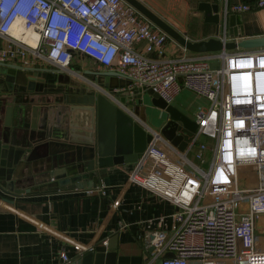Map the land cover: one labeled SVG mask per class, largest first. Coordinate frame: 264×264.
<instances>
[{"label": "built area", "instance_id": "built-area-1", "mask_svg": "<svg viewBox=\"0 0 264 264\" xmlns=\"http://www.w3.org/2000/svg\"><path fill=\"white\" fill-rule=\"evenodd\" d=\"M222 1V43L228 14L264 8ZM15 21L36 34L35 47L11 35ZM168 40L123 0H0V63L43 60L62 72L78 54L127 81V95L150 90L170 106L184 89L207 102L182 151L142 125L149 140L127 183L176 207L169 230L146 237L142 264H264V49L166 56Z\"/></svg>", "mask_w": 264, "mask_h": 264}, {"label": "crops", "instance_id": "crops-1", "mask_svg": "<svg viewBox=\"0 0 264 264\" xmlns=\"http://www.w3.org/2000/svg\"><path fill=\"white\" fill-rule=\"evenodd\" d=\"M138 1L190 42L218 39L221 35L220 21L218 24L205 22L203 13L197 6L215 5L220 17L224 6L222 0H160L162 8L158 11L149 6V0ZM226 3L228 6L252 4L253 0H226ZM229 16L238 17L242 32V36L238 35L235 41H239V38L264 36V8L228 14L227 18ZM228 41L234 40L226 35V42ZM182 51L174 41L168 40L166 56L182 55ZM147 57L154 59L155 55ZM5 64L22 69L54 70L43 60L22 64V60L14 59ZM87 72L113 71L88 58L72 54L69 67L54 73L53 79L50 73L41 70L22 72L25 84L18 85L13 94L8 130L18 134L33 132L36 137L33 143L40 144L43 148L48 144L58 145L64 141L81 143L84 142L81 140L83 137L89 140V144H93L92 140L97 139V97L101 99L104 108L112 107L121 112L147 136L143 124L158 129L167 121L168 115L162 110L155 116L154 123L151 121L152 117L147 116L146 110L153 106L148 103L146 94L132 101L130 106L120 103L113 95H127L125 86L101 89L95 80L92 81L90 76L85 75ZM28 80L32 82L27 84ZM109 81L112 85L119 84V80ZM56 97L63 99V105L54 103L53 99ZM7 102V99L0 97V132L4 129L3 118ZM170 106L176 107L174 102ZM63 107L72 111L61 118L60 110ZM197 110L186 115L187 118L181 116L191 121ZM48 114L51 115L49 119ZM111 125L112 135L105 138L98 136L102 144H107L105 149L111 150L109 159H116L118 156L114 155L113 150L115 126ZM109 137L111 138L108 139ZM135 162L128 159L126 162H112L104 167L100 185L90 188L93 191L91 194L86 193L87 189L62 191L58 188L50 192L45 189L39 191L41 185L36 184L40 182L38 179L30 187L33 191L30 194L18 198L0 194V264H69L82 254L89 253L88 248H92L93 254L114 253V264H142V244L146 242V237L154 230L168 231L171 225L170 215L176 211V207L142 187L127 183ZM103 240L106 241V246L101 245ZM60 252L65 253L67 263L59 259Z\"/></svg>", "mask_w": 264, "mask_h": 264}, {"label": "water", "instance_id": "water-1", "mask_svg": "<svg viewBox=\"0 0 264 264\" xmlns=\"http://www.w3.org/2000/svg\"><path fill=\"white\" fill-rule=\"evenodd\" d=\"M132 7L138 14L150 22L154 27L163 32L169 39L174 41L183 50L193 54L213 53L220 51L240 50H256L264 49V36L249 39L239 38L242 36L237 16H229L227 18L226 35L234 41L222 43L219 39H207L205 41L190 42L183 36L174 31L165 22L158 18L154 13L147 9L138 0H123ZM199 11H202L204 21L207 23L218 24L219 17L217 6L199 4ZM218 65L212 63L209 69H217ZM48 72L51 74L58 73V70L51 69H30L21 68L15 65L0 63V97L7 99L4 118L3 130L0 132V194L10 198H18L24 194H30V187L36 183L40 186L39 191L48 192L56 189L62 191L67 190H86L93 186L100 185V177L104 173L103 168L114 164L126 162L128 159L136 161L140 158L149 136L145 135L142 130L133 123L128 117L112 107L106 109L102 106L101 99L97 97L95 111L97 139L92 140L93 144H89V140L83 137L81 143L60 142L58 145L48 144L45 148L40 144H35V134L27 132L24 134L13 133L8 130L9 120L12 113V99L18 85H23L24 78L22 72L32 71ZM91 80L97 83L102 89H117L128 86L127 81H122L115 72H92L86 73ZM109 79L119 80L118 85H112ZM30 84L32 80H28ZM51 83H53L50 80ZM36 92V91H33ZM142 94H146L150 98L153 107L158 108L168 115L167 121L159 128L163 138L175 146L178 151H182L185 144L189 141V137L194 132L195 125L193 122L183 118L171 106H166L152 91L144 89H134L131 95L113 96L120 103L131 105L132 101L139 99ZM54 103L63 105L62 98L56 97ZM130 108V107H129ZM72 109L63 107L61 118L69 115ZM48 119L51 117L47 115ZM58 117V116H57ZM65 125V123L61 122ZM114 137V155L116 159L111 157L109 149L106 150L107 144H102L99 136L104 138L112 135V125ZM184 132V135L177 133ZM99 135V136H98ZM109 137L108 139H110ZM114 160V161H113ZM26 172V173H25ZM26 184V185H25ZM45 189V190H44ZM111 249V248H109ZM113 249V248H112ZM169 258L170 255H166ZM115 254L110 253H91L82 254L69 264H114Z\"/></svg>", "mask_w": 264, "mask_h": 264}, {"label": "rangeland", "instance_id": "rangeland-1", "mask_svg": "<svg viewBox=\"0 0 264 264\" xmlns=\"http://www.w3.org/2000/svg\"><path fill=\"white\" fill-rule=\"evenodd\" d=\"M149 6L151 8L156 9L157 11L160 10L162 8L161 4H160V0H149ZM147 98L149 100L148 103H150V98L147 95ZM175 106L176 107H172L174 110H176L180 115L185 116L186 115H190L192 113V111L194 110H199V109H206L207 107V102L201 98L196 97L193 93L187 91V90H181L177 96L175 97ZM160 109L152 107V108H148L146 110L147 112V116L152 117L151 121L154 123L156 122V118L155 116H158L160 114ZM187 118V117H186ZM203 138L198 139V141H203ZM260 245L262 248H264V237L261 239H258Z\"/></svg>", "mask_w": 264, "mask_h": 264}, {"label": "bare ground", "instance_id": "bare-ground-1", "mask_svg": "<svg viewBox=\"0 0 264 264\" xmlns=\"http://www.w3.org/2000/svg\"><path fill=\"white\" fill-rule=\"evenodd\" d=\"M11 35L18 41L26 44L28 47L33 48L36 44L37 36L31 31H25L21 28L18 21L14 22L13 28L11 30ZM75 77V76H74ZM79 79V78H78ZM85 83V82H84ZM86 84V83H85ZM89 86V85H88ZM90 87V86H89ZM96 90V89H95ZM111 99V98H110ZM116 106V104H115ZM123 112V111H122ZM127 112V111H126Z\"/></svg>", "mask_w": 264, "mask_h": 264}, {"label": "clouds", "instance_id": "clouds-1", "mask_svg": "<svg viewBox=\"0 0 264 264\" xmlns=\"http://www.w3.org/2000/svg\"><path fill=\"white\" fill-rule=\"evenodd\" d=\"M252 87L254 90H258L259 88V82L255 78L252 79Z\"/></svg>", "mask_w": 264, "mask_h": 264}]
</instances>
